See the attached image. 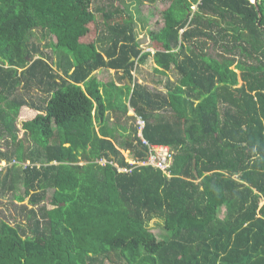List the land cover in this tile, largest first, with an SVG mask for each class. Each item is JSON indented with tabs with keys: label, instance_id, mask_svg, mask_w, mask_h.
I'll use <instances>...</instances> for the list:
<instances>
[{
	"label": "trees",
	"instance_id": "trees-1",
	"mask_svg": "<svg viewBox=\"0 0 264 264\" xmlns=\"http://www.w3.org/2000/svg\"><path fill=\"white\" fill-rule=\"evenodd\" d=\"M122 3L0 0V193L17 202L0 264H264V0H169L153 52ZM150 58L175 75L164 91L134 79ZM137 117L170 177L122 154L146 157Z\"/></svg>",
	"mask_w": 264,
	"mask_h": 264
},
{
	"label": "rangeland",
	"instance_id": "rangeland-1",
	"mask_svg": "<svg viewBox=\"0 0 264 264\" xmlns=\"http://www.w3.org/2000/svg\"><path fill=\"white\" fill-rule=\"evenodd\" d=\"M117 3V2H116ZM169 5V0H157L154 4H150L143 0H123L122 8L126 14H130L133 17L135 22V34L138 42L142 49L146 51L153 52V44L150 40L149 32L160 28L163 25V18H162V11ZM98 23H101V16L99 14L96 15ZM40 30H36L33 33L34 42L40 47V49L48 55L52 56L53 61H55V54L49 47V38L42 37ZM55 39L54 37H52ZM94 39L93 36L89 35L85 41H92ZM36 57V56H35ZM154 62L152 58L146 61L144 64L138 67L137 70L133 71L134 79L144 85H147L149 88H155L164 91L163 84L166 78L173 80L175 79V75L172 72H169V75L163 76L160 74H155L152 71L154 67ZM56 65L53 64V68ZM94 75L97 79L101 81H108L111 79H116V75L109 70L101 69L96 70ZM161 81L162 84H157L156 82ZM33 94V92H32ZM28 97V96H27ZM30 100V98H28ZM31 109L27 107H22L19 112V116L17 119L18 126H20L22 121L31 119L33 116ZM130 116L133 115L132 113L129 114ZM113 122L109 121V125L112 127ZM133 124V123H131ZM115 130V129H114ZM22 130L19 132V135H22ZM126 161H133L131 153L129 151H122ZM5 161L0 162V168L6 167ZM23 189L19 188V192H22ZM51 192V191H50ZM15 202L12 197V193L3 191L0 193V218L4 220H8L13 224V218L16 215L14 208L10 205V202ZM27 200L24 201L26 203ZM17 203V202H15ZM225 206H221L218 210V216L224 217L225 215ZM12 216V217H11ZM18 217V216H16ZM20 219V217H18ZM20 220H18L19 222ZM161 222L157 219H153L149 223L150 230L154 233L157 238H161L163 231L161 230Z\"/></svg>",
	"mask_w": 264,
	"mask_h": 264
},
{
	"label": "built area",
	"instance_id": "built-area-1",
	"mask_svg": "<svg viewBox=\"0 0 264 264\" xmlns=\"http://www.w3.org/2000/svg\"><path fill=\"white\" fill-rule=\"evenodd\" d=\"M139 133L138 135L141 137V140L144 145L147 146V154L146 157L142 160L133 159V161L129 162L131 165H151L155 168L160 169L163 173H165L168 177H170V165L172 162V152L168 146L164 145H156L148 143L142 137V129L145 125L144 120L141 117H137L136 120ZM101 164L106 162L113 164L119 172H129L131 168L126 167H117L112 161H107L105 159H100L98 161Z\"/></svg>",
	"mask_w": 264,
	"mask_h": 264
},
{
	"label": "crops",
	"instance_id": "crops-1",
	"mask_svg": "<svg viewBox=\"0 0 264 264\" xmlns=\"http://www.w3.org/2000/svg\"><path fill=\"white\" fill-rule=\"evenodd\" d=\"M109 71H112L114 73V70H109ZM93 75H94V73H93ZM125 81L127 83L129 82L126 77H125ZM131 113L134 114V111H133V109L130 108L129 111H128V115L131 114ZM116 131L122 133L123 136H127V134L129 133V126L127 125V129H125V130H121L120 128H118ZM121 151H125V150H121Z\"/></svg>",
	"mask_w": 264,
	"mask_h": 264
},
{
	"label": "water",
	"instance_id": "water-1",
	"mask_svg": "<svg viewBox=\"0 0 264 264\" xmlns=\"http://www.w3.org/2000/svg\"><path fill=\"white\" fill-rule=\"evenodd\" d=\"M253 3H255L256 2V0H251ZM129 83V82H128Z\"/></svg>",
	"mask_w": 264,
	"mask_h": 264
}]
</instances>
